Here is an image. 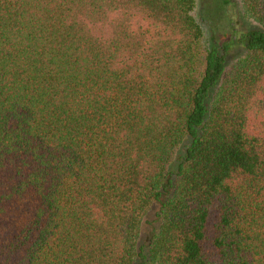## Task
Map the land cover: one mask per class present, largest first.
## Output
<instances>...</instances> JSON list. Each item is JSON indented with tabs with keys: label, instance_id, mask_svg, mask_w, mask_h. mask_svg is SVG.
<instances>
[{
	"label": "trees",
	"instance_id": "trees-1",
	"mask_svg": "<svg viewBox=\"0 0 264 264\" xmlns=\"http://www.w3.org/2000/svg\"><path fill=\"white\" fill-rule=\"evenodd\" d=\"M239 1L0 0V264H264V0Z\"/></svg>",
	"mask_w": 264,
	"mask_h": 264
},
{
	"label": "rangeland",
	"instance_id": "rangeland-1",
	"mask_svg": "<svg viewBox=\"0 0 264 264\" xmlns=\"http://www.w3.org/2000/svg\"><path fill=\"white\" fill-rule=\"evenodd\" d=\"M199 3H200V0H197V5H196V8L194 9V12L193 14L196 16V18H199L198 16V9H199ZM235 3L237 4L236 7L232 8V10L229 11V17H234L235 19L237 18V16L241 13V8H240V1L239 0H235ZM241 19V23L242 21H244V19ZM229 32H226V33H223L222 36H221V40H224L226 39V37L228 36ZM232 34L234 35V32H232Z\"/></svg>",
	"mask_w": 264,
	"mask_h": 264
}]
</instances>
